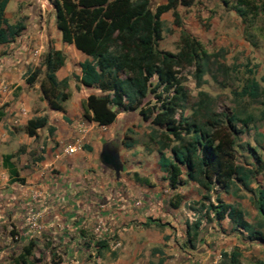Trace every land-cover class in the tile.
Instances as JSON below:
<instances>
[{"label":"crops","instance_id":"obj_1","mask_svg":"<svg viewBox=\"0 0 264 264\" xmlns=\"http://www.w3.org/2000/svg\"><path fill=\"white\" fill-rule=\"evenodd\" d=\"M11 1L5 17L9 24L22 22L23 29L14 40L0 43V227L8 223L10 229L19 230L23 244L32 241L34 249H47L42 257L47 264L60 255L61 264H157L160 260L161 264H216L222 251H241L237 235L246 232L235 230L226 216L217 220L211 210L208 218L206 205L216 203L219 196L241 208L250 222L259 214L254 200L256 189L264 184V167L248 183L255 191L224 192L214 186L206 193L190 180L171 187L158 163L159 147L125 140L130 127L133 132H150L137 111H119L106 126L84 117L83 101L98 92L80 82V62L87 56L61 40L50 3L16 0L9 11ZM47 10L52 12L50 18L44 15ZM50 48L65 54L64 64L55 71L58 80L68 79L70 96L62 102V111L49 108L39 89L42 59ZM36 68L40 69L37 79L28 83L29 72ZM130 113L134 121L129 120ZM38 116H46V125L30 136L25 125ZM252 126L257 135L264 134ZM106 143L118 153V173L100 159ZM255 144L264 163V147ZM71 145L78 147L70 153L65 149ZM164 151L170 155L168 149ZM6 154L13 155L10 160L20 180H12L2 165ZM248 166L258 169L253 157ZM204 194L210 198L204 199ZM191 201L205 203L200 204L201 213L190 206ZM31 211L38 214L39 231L28 229L26 216ZM222 226L234 230L228 235L218 232ZM96 234L101 237L97 254ZM185 240L191 259L181 249Z\"/></svg>","mask_w":264,"mask_h":264},{"label":"trees","instance_id":"obj_2","mask_svg":"<svg viewBox=\"0 0 264 264\" xmlns=\"http://www.w3.org/2000/svg\"><path fill=\"white\" fill-rule=\"evenodd\" d=\"M9 0H0V43L14 40L23 29L22 22L9 24L5 8ZM50 3L55 25L61 40L73 44L87 58L80 62V82L86 87L96 88L82 103L85 118L99 125L111 124L119 111H137L140 118L150 125V141L159 147V165L166 173L171 187L183 180L194 181L206 193L214 186L224 192L237 184L245 189L256 171L264 163L250 143L245 148L253 157L257 170L252 166L238 163L235 147L243 129L237 122L248 127L254 120L252 113L245 117L233 111L231 114L215 112L206 91H198L199 100L185 114L189 91L183 84L182 69L192 67L196 86L201 85L205 73L215 78L212 66L227 75L229 65L220 59V51H209L200 39L181 28L175 52L162 50L158 42L162 38L161 15L177 5L189 7L193 0H166L153 6L151 0H47ZM254 3V2H253ZM250 0H237L235 11L242 22L253 21L264 13L263 6H256ZM244 37L249 40L244 30ZM65 54L60 49L50 48L43 56L44 75L39 83L42 99L49 108L64 110L62 102L69 98L68 79L58 80L55 71L64 64ZM249 72L252 73L251 70ZM40 69L30 71L26 81L37 79ZM239 96L251 99L261 94L259 81L252 75L245 79ZM151 95L152 99H146ZM153 100V101H151ZM264 114V113H263ZM46 116L30 118L25 131L36 134L37 129L46 125ZM264 137V134H261ZM244 146V145H242ZM168 149L170 155H166ZM13 155L2 157V165L12 180H20ZM204 199H209L204 194ZM216 203L208 202L206 213L213 212L217 220L228 217L237 231L246 232L247 238L260 242L264 247V184L256 189L254 204L263 221L255 227L244 217L241 208L226 203L215 196ZM203 204V203H202ZM204 205V204H203ZM199 222L193 225V236ZM193 240V238H191ZM96 241V254L98 253ZM34 251L32 241L23 245L14 260L16 264H28ZM238 249L222 251L224 264H244ZM161 264V260L157 263Z\"/></svg>","mask_w":264,"mask_h":264},{"label":"rangeland","instance_id":"obj_3","mask_svg":"<svg viewBox=\"0 0 264 264\" xmlns=\"http://www.w3.org/2000/svg\"><path fill=\"white\" fill-rule=\"evenodd\" d=\"M250 1L254 2L253 4H256V6L264 7V0ZM151 2L155 6L166 2V0H151ZM236 3L237 0H193L192 5L189 7L178 4L175 9L177 16L172 9L161 15L163 31L158 47L162 50L175 52L181 28H184L200 39L207 50L220 51L221 61L229 65L230 70L227 75L216 70V65H214L212 71L215 72V78H212L211 73L207 72L203 76L201 85L196 86L192 77V67L182 69L183 84L190 95L184 113L190 114V107L196 105L199 100L198 91L200 90L208 93L211 108L221 115L231 114L235 111L240 117H245L247 113H252L254 120L249 123L247 128L242 126L240 122L236 124L237 127L243 129V132L239 134L238 144L235 147L236 161L247 165L252 160V156L246 150L245 143L248 142L253 145L257 142V146L264 147V137L261 134L257 135L252 128V125H256L259 131H264V13L255 16L253 21H245L244 23L235 11ZM15 5L16 0H12L8 5V10L11 11ZM44 15L50 18L52 12L47 10ZM244 30L247 32L249 40L255 44L250 43L244 37ZM250 75L259 81L261 87V94L255 99L236 94L240 91L245 79ZM96 91L99 93L97 89ZM146 99H152L151 95H148ZM129 120L134 121L132 113L129 114ZM145 128H150L149 123ZM131 130L133 129L130 127L125 133L130 135H126L125 140L127 142L130 138L140 147H157L154 142L150 141L148 138L149 133L147 134L146 131L142 133ZM119 145L118 141L116 147ZM261 155H264V150L261 151ZM243 189L241 184H237L232 188L233 191H242ZM198 203L191 201L190 206L201 213L200 204L205 203L202 201ZM261 221H263L262 216L257 214V216L251 217L250 223L258 228V223ZM261 227L259 228L264 231V225ZM233 230L230 226L218 228V232H225L227 235ZM239 234L237 240L242 245L240 247L241 261L244 264H264L263 245L256 240L248 239L245 233ZM23 243L20 240L19 230L10 229L8 223H4L0 227V264H16L14 258L25 245ZM182 243L184 246L181 248L182 252L187 259H191L192 254L189 251L187 241L185 240V245L184 241ZM183 248H187V251L185 252ZM46 250L39 247L35 248L32 256L29 257L30 262L28 264H47L48 260L42 259V257L45 258ZM62 261L61 255L50 259L51 264H61ZM222 263V258H217L216 264Z\"/></svg>","mask_w":264,"mask_h":264},{"label":"water","instance_id":"obj_4","mask_svg":"<svg viewBox=\"0 0 264 264\" xmlns=\"http://www.w3.org/2000/svg\"><path fill=\"white\" fill-rule=\"evenodd\" d=\"M110 147L108 143L102 146L100 159L104 164L110 165L118 173L121 168L120 159L117 151Z\"/></svg>","mask_w":264,"mask_h":264},{"label":"built area","instance_id":"obj_5","mask_svg":"<svg viewBox=\"0 0 264 264\" xmlns=\"http://www.w3.org/2000/svg\"><path fill=\"white\" fill-rule=\"evenodd\" d=\"M78 147V145H71V146H68L65 150L67 152H73L74 150H76V148ZM26 222H27V225H28V229L29 230H33V231H39L40 229V224H39V221H38V214L34 211H31L27 214L26 216ZM99 232V231H98ZM100 235L99 234H96L94 235L93 237V250L95 251L96 250V246H95V243L96 241L100 240Z\"/></svg>","mask_w":264,"mask_h":264}]
</instances>
